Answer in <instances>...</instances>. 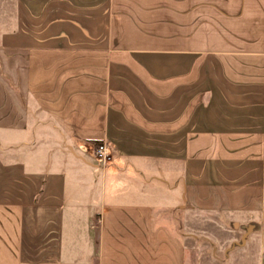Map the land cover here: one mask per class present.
Here are the masks:
<instances>
[{
  "label": "crops",
  "instance_id": "obj_1",
  "mask_svg": "<svg viewBox=\"0 0 264 264\" xmlns=\"http://www.w3.org/2000/svg\"><path fill=\"white\" fill-rule=\"evenodd\" d=\"M47 120L73 153L50 170L16 140ZM96 143L107 165L74 154ZM161 150L179 208L239 235L227 264H264V0H0V264H205L208 227L146 201Z\"/></svg>",
  "mask_w": 264,
  "mask_h": 264
},
{
  "label": "rangeland",
  "instance_id": "obj_2",
  "mask_svg": "<svg viewBox=\"0 0 264 264\" xmlns=\"http://www.w3.org/2000/svg\"><path fill=\"white\" fill-rule=\"evenodd\" d=\"M2 10H5L7 14H10L12 18L13 7L11 5L10 7L9 5L4 6ZM20 137L16 140H28L30 141V144L32 143L29 153H33L34 158H36L38 162L41 159H47L49 161V170L58 168L57 166H54L56 164V158L62 159L67 163V160L71 159L73 156V153H71V149L66 142L67 130L53 120H47L46 124L43 122L33 133ZM61 146H63V149H61ZM110 149L112 151V161L114 159V152L112 148ZM173 152L171 151V154H169V151L167 152L163 150L160 152H154L155 158L151 161V165H147L149 167L144 168L146 171L144 174V181L146 184L145 191L146 194L151 195L149 198H146V201H148L147 203L149 205H154V207H156L157 204H161V207L158 209L160 212L157 211L154 214V219L156 222H162L165 220L168 223H173V226L178 228V231L182 236L188 232H193V234L197 235L199 239H202L204 236L203 234L206 235V233L200 232L202 231L201 225L203 224L205 227H208V232H210L211 237H214V240L217 241H213V244L204 240L200 241L199 243L201 244L199 246L188 247V253L193 259H195L198 252V254L203 257L201 259L205 264H227V255L230 253L228 250L233 246V242L231 243V241L233 238H239V235L235 234L236 232L233 231L231 225V228H229V224L231 223L230 221L225 220V218H223L225 220L224 223L221 222V224L225 225V228H222L218 227L215 223H208V220L202 218L196 211H192L188 208H179L181 205L184 206L183 200L181 199V196H178L176 192L171 191L170 189H173L174 186L179 190L182 189L183 183L181 178L184 166L179 154L177 155ZM74 154L81 157H89L90 160H94L100 165H105L102 161L92 157L89 154V151L87 152L84 148L79 149V151L76 150ZM156 157H159V159H156ZM67 167L68 166L65 168ZM132 168L134 169L131 172H134L136 168ZM149 169H152V171L150 170V172H148ZM153 175L154 177H152ZM155 177H158L159 180L155 181ZM150 180H153V182L151 183ZM215 221L217 222V218H215ZM187 224H191L190 228H192V230L186 228Z\"/></svg>",
  "mask_w": 264,
  "mask_h": 264
},
{
  "label": "built area",
  "instance_id": "obj_3",
  "mask_svg": "<svg viewBox=\"0 0 264 264\" xmlns=\"http://www.w3.org/2000/svg\"><path fill=\"white\" fill-rule=\"evenodd\" d=\"M86 150L87 152L89 151V154L92 157L102 161L104 164L109 163L112 159V151L105 143H101L95 147H92L91 149L86 148Z\"/></svg>",
  "mask_w": 264,
  "mask_h": 264
},
{
  "label": "trees",
  "instance_id": "obj_4",
  "mask_svg": "<svg viewBox=\"0 0 264 264\" xmlns=\"http://www.w3.org/2000/svg\"><path fill=\"white\" fill-rule=\"evenodd\" d=\"M97 145L101 144V143H96Z\"/></svg>",
  "mask_w": 264,
  "mask_h": 264
}]
</instances>
